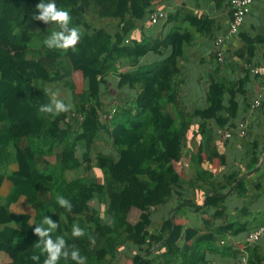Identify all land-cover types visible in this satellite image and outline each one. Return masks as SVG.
I'll use <instances>...</instances> for the list:
<instances>
[{
    "label": "trees",
    "instance_id": "trees-1",
    "mask_svg": "<svg viewBox=\"0 0 264 264\" xmlns=\"http://www.w3.org/2000/svg\"><path fill=\"white\" fill-rule=\"evenodd\" d=\"M40 2L0 0V37L13 49L25 48L18 53L0 44V249L14 250L8 264H35L30 259L34 254L41 256L43 264L45 257L33 229L45 216L60 225L53 239L63 236L69 247L75 245L87 257V264H112L119 250L129 246L136 250L133 264H153L152 254L160 252L164 259L159 264L179 260L180 264H207L197 225L192 226L190 220L185 226L177 224L172 211L156 226L152 210L166 206L176 193L180 195L176 164L187 150V132L193 127L194 115L182 93L186 83L183 48L191 47H184V31L179 26L184 22L195 29L212 22L178 9L166 17L164 29L156 37L143 35L138 41L133 39V31L141 22L150 23L148 15L163 11L160 0H55L59 8L71 13L72 25L80 29L82 37L74 50H49L43 41L58 26L32 19L39 14L36 5ZM182 11L188 16L183 18ZM173 23L175 29L166 31ZM112 26H118L114 37ZM243 40L247 49H253V39ZM170 48L175 49L167 59L129 75L122 85L137 91L134 106L118 105L117 113L104 121L111 107L102 101L103 88H109L107 77L117 70L118 62L129 59L137 64L151 52L161 54ZM76 73L84 83L79 94ZM61 86L70 91L73 109L59 115L40 113L49 94ZM209 92L219 115L227 111L232 118L233 113L220 105L224 89L212 84ZM224 117L217 118L220 127L227 123L228 117ZM201 130L203 126H199ZM96 145L112 148L115 155L93 151ZM253 158L258 160L257 153ZM191 159L190 169L200 173L203 157L197 152ZM71 172L78 174L68 180ZM234 175L233 181L240 177ZM57 195L71 201V212L57 203ZM226 197H208L205 206L219 208ZM179 198L177 211L183 207ZM95 201L105 208L103 216ZM16 205L25 210H13ZM192 207L196 213L203 209ZM30 219L32 223H28ZM74 224L84 229L85 236H72ZM260 225L264 221L256 226ZM262 238L252 243L244 239L238 245L236 264L244 252L250 264H263L256 248ZM187 251L193 257H187ZM59 264L75 262L61 259Z\"/></svg>",
    "mask_w": 264,
    "mask_h": 264
},
{
    "label": "crops",
    "instance_id": "crops-1",
    "mask_svg": "<svg viewBox=\"0 0 264 264\" xmlns=\"http://www.w3.org/2000/svg\"><path fill=\"white\" fill-rule=\"evenodd\" d=\"M229 2L230 0L220 3L216 0H160L158 3L167 18L178 9H187L212 22L204 24L206 27L202 23L195 29L184 22L179 26L184 31L181 34V39L185 38L186 42L184 47H191L189 50L187 47L183 48L186 83L182 86V93L188 111L194 115L193 127L187 132V150L176 164L182 196L176 193L166 206L152 210L156 214V217L152 214L156 226L167 219L172 211L175 212L177 224L185 226L190 220L192 226L197 225L200 235H203V256L207 264H236L238 245L243 243L247 232L264 227L256 226L264 221V75L250 72L251 68L264 67V0H255L240 33L226 40L223 46L224 60L219 61L215 43L220 37L227 36L231 19ZM180 13L183 18L188 16L186 11ZM165 19L155 26L148 21L139 23L133 31V39L139 41L143 39V35L156 37L157 32L164 29ZM176 25H169L166 31L171 33ZM117 32L118 26H112L113 37ZM244 37L254 40L253 49H247L248 45L245 47ZM174 49L161 50V54L151 52L137 64H131L129 59H121L117 70L107 77L109 88H103L102 98H107L111 106V100L114 99L113 101L119 102V106L133 107L138 93L131 90L128 84L122 83L141 67L167 59ZM240 52H243L241 56ZM212 84L224 89L225 96L220 105L233 113L232 118H229L227 111L219 115L216 100H210L209 89ZM62 90L56 92L67 94L66 88ZM259 98L261 105L252 108ZM220 117H228L223 127L217 121ZM242 123L247 128L246 136L239 134L238 127ZM199 126H203V131L199 132ZM219 129L230 131L232 137L227 139L219 135ZM197 152L203 157V163L200 173L196 174V170L190 169V162L191 155ZM256 153L257 161L253 158ZM235 173L240 177L233 181ZM219 195H227L219 208L205 206L208 197ZM177 197L182 198L183 204L178 211ZM193 204L203 209L196 213ZM229 223L232 225H228ZM225 230L226 233L223 232ZM257 246V255L264 259V238ZM6 248L5 251L0 249V264H8L14 253L12 248ZM135 253L136 250L131 249V246L121 248L112 259V264H133L131 258ZM161 253L152 254L153 264H159L164 259ZM257 255L255 254L256 257ZM187 257H193L191 251H187ZM180 263L179 260L177 264Z\"/></svg>",
    "mask_w": 264,
    "mask_h": 264
},
{
    "label": "clouds",
    "instance_id": "clouds-1",
    "mask_svg": "<svg viewBox=\"0 0 264 264\" xmlns=\"http://www.w3.org/2000/svg\"><path fill=\"white\" fill-rule=\"evenodd\" d=\"M36 11L39 14H33V20L41 21L44 24H55L58 26L57 30L53 31L43 41L45 47L49 50L64 51L69 49L74 50L77 47L81 40L82 33L78 27L72 25V16L69 11L59 8L55 3V0H47V2L41 0V2L36 5ZM49 96V102L42 104L39 107L38 110L40 113L59 115L61 113H67L72 109L73 105L60 99L58 92H51ZM56 201L62 208L71 212L72 204L66 197L63 195H57ZM28 223H32V220L30 219ZM59 227V223L54 222L49 216H45L41 223L37 224L33 229L34 234L39 237V242L37 244L40 253L45 257L43 264H59L61 259H64L65 261L70 259L71 261H74L75 264H87V257L82 256L75 245L69 247L63 236H56L55 239H53L52 234L58 230ZM85 234L84 229L78 224L73 225V237L79 238L85 236ZM30 259L35 262V264H40L41 256L34 254Z\"/></svg>",
    "mask_w": 264,
    "mask_h": 264
},
{
    "label": "built area",
    "instance_id": "built-area-1",
    "mask_svg": "<svg viewBox=\"0 0 264 264\" xmlns=\"http://www.w3.org/2000/svg\"><path fill=\"white\" fill-rule=\"evenodd\" d=\"M254 2L255 0H230L229 7L231 9V19L228 26L227 36L220 37L215 43V51L219 61L224 60L223 46L226 40L240 33L242 27L244 26L246 18L251 11ZM148 18L151 24L157 25L166 18V14L163 11L154 12L148 15ZM250 72L254 75L262 76L264 75V67L251 68ZM118 105H119L118 101H113L111 112L109 115H107V117L106 116L103 117L104 121L106 120V118L111 119L113 115L117 113L116 110L118 109ZM260 105H261V99L259 98L254 102L252 108H257ZM80 120H82V117H80ZM218 134L224 136L227 139L232 137V133L230 131H225L223 129H219ZM239 134L241 136L247 135V128L243 123L239 127ZM261 237H264V227L257 229L255 232L251 234L249 233L245 239V243H252L254 241H258ZM238 261H239L238 264H250L248 254H246L245 252L240 256V259H238Z\"/></svg>",
    "mask_w": 264,
    "mask_h": 264
},
{
    "label": "rangeland",
    "instance_id": "rangeland-1",
    "mask_svg": "<svg viewBox=\"0 0 264 264\" xmlns=\"http://www.w3.org/2000/svg\"><path fill=\"white\" fill-rule=\"evenodd\" d=\"M113 23V22H112ZM0 44L4 47V48H6L7 50H11L12 52H18V53H23L24 51H25V48H15V49H13V48H11V46L8 44V41L6 40V38H4V37H0ZM74 81H75V83H76V86H77V88H76V93H81L82 92V90H83V86H84V83H83V79H82V76H81V74L80 73H76L75 75H74ZM63 88H62V86L61 87H58L54 92H56V91H63L62 90ZM66 91H67V94H66V92H64V93H62V94H59V98L60 99H62V100H64L65 99V102L66 103H71L73 106H74V102H73V98H72V95H71V93H70V91L69 90H67L66 89ZM114 100V99H113ZM113 100H111V103L110 104H112V101ZM103 101V103L104 104H106V105H109L108 103V100H107V98H105V99H103L102 100ZM109 108H110V105H109ZM72 109H73V107H72ZM71 109V110H72ZM64 114H66V113H64ZM104 117V116H103ZM103 151V150H105V152L106 153H112L113 155H115V152H114V150L112 149V148H106L105 146H94V148H93V151ZM93 153H95V152H93ZM98 172V171H97ZM95 173V175H100L99 173ZM78 174V173H77ZM77 174L76 173H74V172H71V173H68L67 174V179L69 180L70 178H73V177H76L77 176ZM101 179V178H100ZM96 204V205H95ZM94 205L96 206V207H98V212L99 213H101V215L103 216V214H104V212H105V208L103 207V206H100V205H97V203H96V201L94 202ZM14 209L13 210H15V211H17V212H22V211H24L25 210V207H23V205H16L15 207H13ZM154 215H155V217H156V214H153V217H154ZM153 217H152V219H153ZM105 219V218H104ZM7 248L6 247H4V248H2L1 249V251H5Z\"/></svg>",
    "mask_w": 264,
    "mask_h": 264
}]
</instances>
